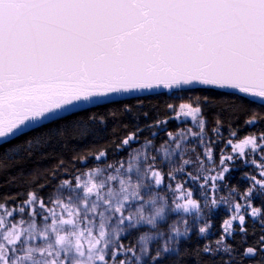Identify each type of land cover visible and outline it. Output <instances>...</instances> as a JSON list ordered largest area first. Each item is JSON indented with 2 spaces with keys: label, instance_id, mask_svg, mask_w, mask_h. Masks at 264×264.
Here are the masks:
<instances>
[{
  "label": "snow or ice",
  "instance_id": "snow-or-ice-1",
  "mask_svg": "<svg viewBox=\"0 0 264 264\" xmlns=\"http://www.w3.org/2000/svg\"><path fill=\"white\" fill-rule=\"evenodd\" d=\"M154 95L176 96L179 104L168 102L166 109L177 120L190 119L196 129L168 131V140L198 139L210 165L197 157L205 174L194 178L186 171L190 165L184 171L193 182L202 180L203 202L181 181L187 192L178 194L177 206L208 208L209 216L198 225L201 236L213 228L210 214L221 204L230 213L214 246L195 249L197 257H211L214 264H264V0H0L5 158L19 152L21 140L30 146L38 131L47 135L60 129L77 140L89 136L90 125L104 124L105 116L148 117L144 99ZM102 108L105 114L98 111ZM206 116L215 141L207 136ZM241 119L257 132L238 142L227 139L224 148L232 146V152L221 148L217 163L215 143L222 128L237 137L234 122ZM168 123L158 118L146 127ZM144 130L137 127L121 145L130 146ZM246 149L256 172L244 173L243 190L232 187L227 197H218ZM106 156L101 150L94 158ZM165 179L172 187V177ZM34 195L35 190L24 194L21 206ZM5 209L16 208L0 202V211ZM249 219L259 223V234ZM159 260L157 252L154 264Z\"/></svg>",
  "mask_w": 264,
  "mask_h": 264
},
{
  "label": "trees",
  "instance_id": "trees-1",
  "mask_svg": "<svg viewBox=\"0 0 264 264\" xmlns=\"http://www.w3.org/2000/svg\"><path fill=\"white\" fill-rule=\"evenodd\" d=\"M168 102L178 105L180 100L176 96L147 97L144 99V107L149 112L148 117H144L142 113H123L118 114L115 118L105 116L104 124L97 123L89 126L90 134L84 139H68L66 135L61 134L60 129H55L47 135H42L39 131L34 133L30 146L23 140L19 141L18 143L23 146L18 153L12 154L8 159L5 158L3 149L0 148V202L6 203L9 208H16L5 209L9 215L4 218L3 225L0 224V264H85L86 260L91 261L88 253L91 251L92 244L96 245L99 255L94 261H91V264H154L157 252L160 253L161 260L156 261L155 264H197L198 259L201 264H214L211 257L203 254L197 257L195 249H202L205 244L214 246V241L220 235L221 221L223 218H227L226 209L220 206L210 214L213 228L208 235L201 236L197 231H192L186 234L187 238L182 237L178 240V252L163 254L161 239L168 238V235L171 234L169 230L174 229L178 232L181 227L179 224L182 210L177 206L179 204L176 201V193L172 192L175 187L173 180L176 177L179 178L180 173H176L174 176L169 175L162 162L152 157L145 160L144 167L153 165L155 170H159L163 186H155L153 181L149 180L147 173L136 176L137 174L131 175L123 172L125 164H129L135 158L136 152L147 148L150 149L149 156L151 153L155 154L157 150L169 144L170 141L166 134L168 131H172L174 134L181 131L183 125L174 120L172 113L166 109ZM257 110H259L258 107ZM98 111L105 114L107 110L102 108ZM158 118L169 119V123L161 127H146L153 124ZM206 119L209 120L207 136L215 141L211 131L213 125L210 116H206ZM137 127L145 130L137 133V140L130 146H122V139L128 133L135 131ZM234 127L238 128L239 138L247 133L255 134L257 132L256 129L245 126L243 119L235 121ZM221 132L222 139L215 143L217 163L220 150L224 148L229 137V128L225 126ZM65 143H67V147H64ZM189 143L190 146L193 145L192 141ZM185 147L189 148V146ZM101 150H106L107 156L95 159V155ZM187 154L191 165L187 172L191 173L194 178L203 176L199 172L191 171L192 166L196 167L200 164L197 157L204 161L200 148L193 146ZM94 169L99 170L97 175L92 174ZM88 175L99 177V179L95 180L96 183L86 193L85 199V195L80 194L82 188L80 189L79 185ZM103 176L109 177V179L107 184L100 185L99 181L105 179ZM130 176L133 181L136 180L135 182L140 188V196L120 200L117 206L105 208L104 204L108 202L109 197H112L111 193L118 191L120 186L131 178ZM169 176L172 177L173 186L168 188L165 178ZM238 177H235L233 183L230 184V189L239 187L243 190L246 187L242 183L241 177ZM182 178L189 181L191 188L200 191L199 182H193L185 175ZM240 183L242 184L239 185ZM30 190H35L38 195H34L26 205L21 206L24 194ZM147 190L157 197V203L166 201L168 205L166 217L171 214L172 218L171 221L166 219L155 230L147 226L133 228L134 218L128 217V214H131L129 213L131 205L139 206L146 202L149 197ZM69 192H75L76 196L70 195ZM225 192V190L220 191V196L226 197ZM40 196H43V200L40 199ZM87 199L89 202H96L95 209L90 212L89 217L85 215L88 208L86 206ZM42 205L50 209L56 208L58 212L60 209L66 211H62L63 216L55 219L56 221L50 222L45 216L50 217L52 213H46V215L39 209V206ZM202 211L206 217L209 216L208 208L203 205ZM77 224L84 237L80 244V250L69 248L66 251L61 250L57 254L56 232L62 231L65 234L75 232ZM253 226L259 234V223L249 219V227ZM161 229L165 231V236L152 244L149 255H142L137 246L139 234L145 231H154L158 235ZM229 242L233 243L234 241ZM33 249L38 251L31 253L32 260L29 261L26 257Z\"/></svg>",
  "mask_w": 264,
  "mask_h": 264
},
{
  "label": "rangeland",
  "instance_id": "rangeland-1",
  "mask_svg": "<svg viewBox=\"0 0 264 264\" xmlns=\"http://www.w3.org/2000/svg\"><path fill=\"white\" fill-rule=\"evenodd\" d=\"M172 116H173V119L176 120L178 123H180L181 120H184V118H181L180 120L175 119L174 113H172ZM189 128H192L194 131L196 130L195 127L192 125L191 120L186 123L185 127H182L181 131H184L185 133H187V130ZM181 131L179 130V132H181ZM182 141H183V144H182ZM190 141H192V143H193L192 146H190V143H189ZM185 146H189V148H186ZM193 146H195V148H197V147L200 148L199 140L185 136V137H182V138H178L175 141H170L168 145H166L165 147H163L160 150H157L155 152V154L151 153L150 156H149L150 149L144 148V149L140 150L139 152H136L135 158H133V160L130 161L129 164L128 163L125 164V166H124L125 169H123V172L129 173L131 175H133V174L136 175L137 174L136 176H140L141 174H146L147 173L148 176H149V180L151 182L153 181L155 186H161V185L163 186V181L161 179V174H160L161 172L159 170H155L153 165H148V166L145 165L146 167H144L145 160L147 158H151V157L152 158H156V160L157 159L160 160L162 162V165L166 167V169L168 170L169 175L174 176L176 173H180V175H179L180 177L179 178L176 177L173 180L174 183H175V187H174V190L172 192L176 193L177 204L181 203V199L178 198V194L180 192H183V193L186 194L187 189L192 190L194 192V197L196 199H198L200 201L204 200L205 197L201 195L202 189L200 188V184L198 185L199 188H200V191L199 190L196 191L194 188H191V186L189 185V181L186 178H182L185 175L184 171H185L186 167L190 165L189 164V160H188L189 157H188L187 153L190 151L191 148H193ZM200 150L203 151L201 148H200ZM226 150L227 149L225 148V151ZM227 152L231 153L232 151L227 150ZM202 159H204L205 164L208 165V162L205 160L203 155H202ZM188 169L186 171H188ZM191 171L193 173H198L199 172V173L204 175L206 170L203 169L200 164H198L196 167L192 166ZM157 176L160 177L159 181H157ZM185 176L188 177L187 175H185ZM130 177L132 178V176H130ZM103 178H105V179L102 180V181H99L100 185L107 184V181L109 179V177L107 178L105 176H103ZM131 178H129L128 181L136 183L135 182L136 180L133 181V178L132 179ZM96 179H99V177L95 178L93 175H88L87 177L84 178L83 181L80 182L79 187H80V189L82 188L80 194L81 195L84 194L85 195V199H86V195H87L86 193L90 189H92V185H94L96 183L95 182ZM181 181L184 182V186L187 189L181 184ZM201 181H198V182L201 183ZM167 187L169 188V185ZM221 188H223L222 190L226 191L225 194L228 196V192H229V189H230L228 187V185H227V187H223V185H221ZM221 188H220V191H222ZM220 191L218 193H216V195L218 197L221 195ZM72 194H74V196H76L75 192L74 193H72V192L70 193V195H72ZM209 194H211V193H209ZM62 195H61V197H62ZM104 195H107V194H104ZM148 196L149 197L147 198L146 202L149 200V198H152V197L155 198V200H154L155 203L158 202L157 197H155L154 194H150L149 191H148ZM104 197H106V196H104ZM105 200H107V199H105ZM107 201L108 202H105V204H104L105 208H111L113 206L115 207V206H117L120 203V201H114V199L112 197H109ZM87 202L89 204L87 203V205H86L88 208L85 211V215L87 217H89L91 215L90 212H92L93 209H95V206H96L95 203L96 202H91V201L89 202L88 199H87ZM162 202H166V201H162ZM141 205H139V206L131 205V207H129V209H130L129 213H132L136 208L140 207ZM202 205L203 204L201 203L200 207L198 208L199 211L196 214H193L191 212H184L183 209H181L182 210L181 221H180V224H179V226L181 225V227H180V231H178L179 232V236L181 238L183 237L184 234H188V233H190L192 231H197L198 232V225L200 223H202L203 220L206 218V216L204 215V213L202 211ZM221 206H223L226 209V211L228 212V214H227V217H228L229 214H230L229 211H228V206L224 205V204H221ZM167 207H168V205H167ZM39 209L42 210L45 214L46 213L47 214L48 213H52V216H50V217L49 216H45L46 219L48 218L47 220H49L50 222L56 221L57 218L63 216L62 211H66L64 209H60L59 210L60 212H58V210H56V208L55 209L54 208L50 209V208H47V207H43V205L39 206ZM8 215H9V212H7V210L1 211V214H0V224L1 225H3V222L5 221L4 218L7 217ZM128 217H133V216L131 214H128ZM166 219L171 221L172 220L171 214L167 215ZM175 232L178 233L176 230H175ZM208 233H210V231Z\"/></svg>",
  "mask_w": 264,
  "mask_h": 264
},
{
  "label": "clouds",
  "instance_id": "clouds-1",
  "mask_svg": "<svg viewBox=\"0 0 264 264\" xmlns=\"http://www.w3.org/2000/svg\"><path fill=\"white\" fill-rule=\"evenodd\" d=\"M98 169H94L92 174L97 175ZM114 201L127 200L129 197L138 198L140 196V188L136 183L125 181L124 184L120 186L118 191L111 193ZM155 198H149V200L142 204L140 207L136 208L131 215L134 217L133 228L138 226H147L148 228L155 230L157 227L166 221L167 204L166 202L155 203ZM184 212H191L193 214L198 213L199 209L193 205L189 208L180 207ZM170 235L168 238L161 239V249L163 254L178 252V240L181 238L177 235L175 230H169ZM165 236V231L160 230L157 235L154 231H145L140 233L137 238V246L142 255L147 256L151 252L152 244L159 238ZM183 238H187L184 234ZM82 239H84L83 234L79 231V225H76L75 232L63 233L62 231L56 232V244L57 254L61 250L66 251L71 248L73 250L79 251ZM38 251L36 249L30 250L29 255L26 257L29 261L32 260V252ZM99 253L96 249V245H91V251L88 256L91 257V261H94L98 257ZM91 261L86 260L85 264H91Z\"/></svg>",
  "mask_w": 264,
  "mask_h": 264
},
{
  "label": "flooded vegetation",
  "instance_id": "flooded-vegetation-1",
  "mask_svg": "<svg viewBox=\"0 0 264 264\" xmlns=\"http://www.w3.org/2000/svg\"><path fill=\"white\" fill-rule=\"evenodd\" d=\"M188 121H190V119H184V120H181L179 124H181V125H183V127H185L186 123ZM245 135H248V133ZM244 136H242V138ZM229 138L233 139L234 142H238L240 139H242V138H239L238 134H237V137H230V135H229L228 139ZM226 149L232 151V146H227ZM251 158L252 157L249 154V150L246 149L245 157L243 159H241V158L236 159L237 162H235L234 165H237V166H233V170L228 174V177H227L228 187H230V184L233 183V181L235 180V177H237V176L241 177L240 179H241L242 183H244L246 186L248 185L247 179L244 178V173L253 174L256 172L255 166L250 163ZM256 159L259 162L260 158L258 155L256 156ZM242 183H240L239 185H241Z\"/></svg>",
  "mask_w": 264,
  "mask_h": 264
},
{
  "label": "water",
  "instance_id": "water-1",
  "mask_svg": "<svg viewBox=\"0 0 264 264\" xmlns=\"http://www.w3.org/2000/svg\"><path fill=\"white\" fill-rule=\"evenodd\" d=\"M155 96V95H154Z\"/></svg>",
  "mask_w": 264,
  "mask_h": 264
}]
</instances>
